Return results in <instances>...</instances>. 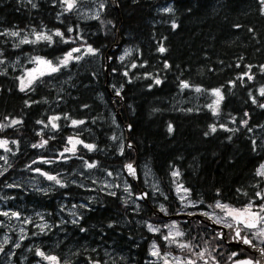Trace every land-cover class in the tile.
Segmentation results:
<instances>
[{
	"label": "trees",
	"instance_id": "1",
	"mask_svg": "<svg viewBox=\"0 0 264 264\" xmlns=\"http://www.w3.org/2000/svg\"><path fill=\"white\" fill-rule=\"evenodd\" d=\"M101 1L100 16L85 18L62 0H0V141L15 147L0 161V202L25 215L40 211L54 236L45 243L64 264H119V255L122 264H144L156 238L148 223H166L153 217L156 203L134 207L75 171L93 165L103 176L136 160L138 187L152 200L141 180L146 166L167 214L178 212L174 180L200 204L255 206L264 188V3L117 0L116 11ZM42 33L51 39L21 43ZM115 43L106 84L104 55ZM70 52L66 65L21 91L13 62L57 64ZM216 90L222 99L214 111ZM73 206L77 221L66 210Z\"/></svg>",
	"mask_w": 264,
	"mask_h": 264
},
{
	"label": "rangeland",
	"instance_id": "2",
	"mask_svg": "<svg viewBox=\"0 0 264 264\" xmlns=\"http://www.w3.org/2000/svg\"><path fill=\"white\" fill-rule=\"evenodd\" d=\"M78 1L79 0H62L64 5L67 6L68 11L76 10L78 15L82 17L98 18L100 16L101 14L100 8L101 7L103 8V4H104L103 1L89 0L91 2V6H87V7L78 6L77 5ZM69 3L73 5L71 8L68 7ZM12 32L18 33V35L16 36L17 37L19 36V32H17L16 30L9 31V33ZM38 35L48 36L46 33H42ZM38 35H34L32 39L28 37L25 39L27 41H32V42H39L41 40H44V39L38 40L37 39ZM73 58L74 56L72 53V58L69 61H71ZM63 59L59 60L58 61L59 63L57 64H54L52 63V61L41 57L32 58L30 61L27 62H21V60L19 59L16 62H13L12 66L18 68L19 85L30 86L37 78L50 72L47 65L38 63L39 60L51 62L52 66L58 67L61 65V61ZM30 81L31 83H29ZM261 89H264V87H262ZM261 89L259 91L260 94H261ZM217 99L218 97L214 94V100L212 102L213 110L218 109L219 104L217 106L216 104ZM118 137L120 142H122L123 144L124 142L123 136L120 134ZM0 142H6V143H0V161H4L8 156V154L13 152V149L15 147L13 148V144H11L9 141H0ZM1 165L2 164L0 162V167ZM260 171H264V169H262V166L259 168L258 172ZM75 174H77L80 178H84L85 180L90 181L92 184V189H100L104 192H110V193H113L117 190L125 202L129 203L130 205H133L134 207L139 206V203H137L134 200V195H136L137 192L133 190L132 185L129 184L122 170H118L113 174L108 173L106 175L99 176L96 173H94V166L89 167V165H86L83 170L75 171ZM261 177L264 179V175H261ZM44 179L49 180V182L54 181V179H49V176H44ZM75 179L78 182L80 181L77 177ZM141 180L144 186L146 187V189L151 193L152 200L150 199L149 202L156 203V204L154 203L156 207L153 208L152 210L159 209L162 213H165L164 205L157 200L158 197L162 195L161 187L159 183L153 178L152 173L150 172L149 168H147L146 166H141ZM55 182L56 184H61L58 178L55 179ZM24 184L26 186H29L30 188H34L35 190H41V191L44 190L42 184H40L39 182L28 181V182H24ZM173 188H174V195L177 200L176 202H178L177 204H179L181 207L178 209V212L179 211L180 212L183 211L186 213L192 212L195 208V205L189 199L190 197L188 190L185 189L181 184H179L177 180H174ZM256 203H259L260 206L264 205V188H263V192L258 194ZM2 204L3 203L0 202V218H1L0 231L2 232L0 234V264H64L63 261L58 258L55 259V261L47 259V257H54L55 253L52 250L47 251L40 249L39 253H42L43 255H38L37 253L38 261L33 260L32 259L33 254L30 255L28 249L22 247L21 245L22 241L25 240L26 234L28 233L30 228L32 229L33 227V225H30V221L34 220V217H36L39 221L37 225H35L34 223V226L39 227L41 235L46 234L47 226L45 225V221H44L45 218H43L42 213H39L38 215H36L37 213H35L30 217L12 218L11 216L12 212H10L9 214V212L5 211L4 210L5 207ZM217 204L218 202L210 206L213 208L212 211L216 216V219H219V221L225 223L226 221L228 222V220H226V218H228V211L222 209L221 207H217ZM219 204L224 205L222 203ZM231 209L233 208L228 207V210ZM66 210H68V215L70 216L75 211V208L73 206V208H66ZM261 216H264V212H261ZM190 217L191 216L186 215V221H189ZM161 224L162 223L160 224L148 223V229L155 235L154 237H156L155 241L152 242L153 244L150 245L149 248L150 249L149 255L151 256V262H155L156 264H185L183 262V259H181V255L185 254V252L183 251H186L187 247L184 248L180 247V245H186V244H183L184 236H183V232L179 228L180 226L178 225V221H166V223L162 225ZM210 224L214 225L212 222H210ZM262 229H264V221H263V228L257 230L255 233L260 235L259 233ZM177 233H180V235H177ZM154 245L155 247H153ZM159 245L161 247H159ZM54 248L55 247H52V249ZM176 251H181L182 252L181 255L179 253L176 254ZM153 252H156L157 254L153 255ZM107 253L108 251H106V254Z\"/></svg>",
	"mask_w": 264,
	"mask_h": 264
},
{
	"label": "flooded vegetation",
	"instance_id": "3",
	"mask_svg": "<svg viewBox=\"0 0 264 264\" xmlns=\"http://www.w3.org/2000/svg\"><path fill=\"white\" fill-rule=\"evenodd\" d=\"M186 189V188H185ZM190 199V198H189ZM191 202L195 205V208L192 212H183L179 211L176 214H167L168 211L167 206L164 203L165 213L164 216H175V215H189V216H201V220H169V221H178V225L180 226V230L183 232L184 242L183 244L187 245V249L184 255H181V251H176V254L181 255V259L185 264H245V262H249V264H264V236L258 235L255 232L263 228V221L257 224L256 228L249 229L245 227L243 223L237 222L231 216L228 215V222L219 221L216 219V216L213 213V208L209 205L200 204L196 201L190 199ZM149 201V199H148ZM225 205V204H224ZM228 207H231L227 205ZM150 207V202L149 206ZM176 207L179 209L180 205L177 204ZM247 207V206H246ZM181 208V207H180ZM233 208V207H232ZM242 208H233L237 210H243ZM260 204L257 203L255 206H252V212L260 213ZM5 211L12 212V218H24L30 217L37 213H41L40 211H36L32 213L31 211L25 215L22 211L5 208ZM44 218V217H43ZM203 218V219H202ZM70 221H77L75 214L69 216ZM1 220V218H0ZM35 220V221H34ZM34 220L30 221V225H33L32 229L28 231L25 236V240L22 241L21 245L24 248H27L29 253H32V259L38 261L37 253L40 252V249L50 251V247L45 243V237L53 236V231L51 230L52 226L45 219V225L47 226L46 234L41 235L39 227L34 226L39 223L38 219L34 217ZM219 221V222H218ZM212 222L218 229L209 228V224ZM209 223V224H208ZM29 225V226H30ZM237 232H239V236H237ZM2 232L0 231V234ZM32 234V235H31ZM247 239L250 243H244V240ZM52 240H49L51 242ZM153 243H151L152 245ZM159 247H161L159 245ZM150 250V249H149ZM251 250L258 252L261 256L255 255L251 253ZM202 254V255H201ZM55 259L60 258L54 256ZM118 259L119 264L125 260V257L119 255L116 257ZM64 260L63 263H66V258H62ZM127 261V260H126ZM129 264H133V260L128 261ZM144 264H156L155 262H151V256L148 252L147 262Z\"/></svg>",
	"mask_w": 264,
	"mask_h": 264
},
{
	"label": "snow or ice",
	"instance_id": "4",
	"mask_svg": "<svg viewBox=\"0 0 264 264\" xmlns=\"http://www.w3.org/2000/svg\"><path fill=\"white\" fill-rule=\"evenodd\" d=\"M261 2L264 3V0H261ZM72 6L73 5L71 3L68 4L69 8H71ZM70 31H71V29H70ZM55 34L58 35V36L62 35L60 32H56ZM10 35L16 36V35H18V33L12 32V33H10ZM37 39L38 40H40V39L50 40L51 37L38 35ZM21 43H28V41L25 39V40H22ZM72 51L73 52L79 51V49H73ZM89 51L91 52L92 50L89 49ZM160 51L164 52L165 49L161 48ZM71 58H72V53L70 52L61 61V65H66ZM0 62H2V61H0ZM38 63L47 65V67L49 68L50 72H52V73H55V72L58 71L57 67H54V66L51 65V62L39 60ZM125 74H127V73H125ZM249 79H251V77H249ZM29 83H31V81ZM156 83L159 84L160 81L157 80ZM183 87L187 88V87H189V85L187 83H184ZM23 90H24V88L22 86L21 87V91H23ZM197 91H200V89H197ZM214 94L218 97L217 102H216V104L218 106L219 100L222 99V97L220 96L219 90H216ZM261 94L264 95V89H261ZM214 111H215V109H214ZM53 119L55 120V119H58V118H53ZM12 123L13 124L19 123V121H12ZM73 123L75 124L77 122L74 121ZM52 126H53V128L56 127V125L54 123H53ZM0 127H3V126L0 125ZM169 131H171V126L169 127ZM212 131H215V128H213ZM0 143H6V142H0ZM75 143H79V141H76ZM38 146H42V145H34V147H38ZM85 146L88 147L89 149H91L93 147L91 145H85ZM89 167H93V165H89ZM128 168H129V171H133L131 165H129ZM262 169H264V166H262ZM173 175H178V173H173ZM258 175H264V171L258 172ZM49 179H55V178L54 177H49ZM217 207H221L222 209L227 210L229 216H231L234 220H237V222L243 223L245 225V227H247L249 229L256 228L258 223H260L261 221H264V216H261L260 213L252 212V205H248L243 210H237V209L228 210L227 205H220L219 203L217 204ZM260 212H264V205L260 206ZM259 234L264 236V229H262ZM177 235H180V233H177ZM237 236H239V232H237ZM244 243L247 244V243H250V241L245 239ZM153 247H155V245ZM180 247L184 248V247H187V245H180ZM156 254H157L156 252H153V255H156ZM38 255H43V254L42 253H38ZM47 259L55 261V257H47ZM189 264H191V262H189ZM245 264H249V262H245ZM258 264H259V262H258Z\"/></svg>",
	"mask_w": 264,
	"mask_h": 264
},
{
	"label": "water",
	"instance_id": "5",
	"mask_svg": "<svg viewBox=\"0 0 264 264\" xmlns=\"http://www.w3.org/2000/svg\"><path fill=\"white\" fill-rule=\"evenodd\" d=\"M109 2L111 4V7L114 10L118 11L117 0H109ZM117 38H118V36H117ZM117 48H118V44L115 43L104 55V59H105L104 71L106 74V84L108 83L107 71H108V66H109L110 60H111V58L109 57V54H111ZM112 97H114L117 102L121 103L120 93L118 91L115 92V94L112 95ZM123 128H124V131L126 133L125 145L128 149H131L132 151H134V146L131 144V142L129 141V138H128V133L130 131V128L128 125H124ZM129 165H131L133 171H129V168H128ZM123 173H124L125 177L127 178V180L129 181V183L131 185L135 186V188L137 190L136 195H134V200L137 203L145 204L146 206H149L147 192L145 190L141 189L140 187H138L139 176H138V169H137V161L135 160L133 162H129V163L124 164ZM152 215L154 217H157L159 219L166 220V221H169V220H185L186 221V215L181 214V215H175V216H170V217L164 216V214L159 209L153 210ZM198 218L201 220L200 216L194 215V216H191L189 220L191 221V220H195ZM208 226H209V228L218 229L215 225L209 224Z\"/></svg>",
	"mask_w": 264,
	"mask_h": 264
},
{
	"label": "bare ground",
	"instance_id": "6",
	"mask_svg": "<svg viewBox=\"0 0 264 264\" xmlns=\"http://www.w3.org/2000/svg\"><path fill=\"white\" fill-rule=\"evenodd\" d=\"M111 5V4H110ZM104 64H105V59H104ZM196 220H200L199 218L196 219ZM209 224V223H208ZM251 253L255 254V255H258V256H261V254H259L258 252H255L254 250H251Z\"/></svg>",
	"mask_w": 264,
	"mask_h": 264
}]
</instances>
